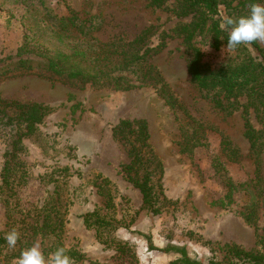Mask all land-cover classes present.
Here are the masks:
<instances>
[{
    "label": "rangeland",
    "instance_id": "1",
    "mask_svg": "<svg viewBox=\"0 0 264 264\" xmlns=\"http://www.w3.org/2000/svg\"><path fill=\"white\" fill-rule=\"evenodd\" d=\"M8 1L0 0V98L4 101L0 104V229L19 232L12 250L21 255L38 243L43 254L44 231L28 222L39 223L49 215L58 216L61 223L46 244L56 239L60 246L73 247L84 254L86 264H170L174 255L150 249L149 236L157 247L185 245L192 256L218 262L232 258L229 245L258 247L264 196L254 197L250 183L257 165L245 134L246 118L242 107L232 114L221 110L192 81L187 68L190 52L175 31L179 22L190 18L177 17L173 3L159 8L149 0H44L58 16L75 11L80 21L94 25L92 35L101 42L130 41L146 28L158 26L148 47L160 49L148 64L161 73L163 83L181 102L183 110H177L156 86L142 85L135 74H129L133 86L128 89L91 82L72 85L51 78L48 59L72 54L75 44L70 38L59 40L52 27L43 29L47 21L42 5L23 16L25 5ZM221 9L225 17V7ZM199 46L204 61L213 67L238 53L227 45L214 48L207 35L199 37ZM22 57L31 58V71L20 65ZM35 102L47 107L46 114L26 132V124L18 118L21 105ZM184 112L206 126L199 143L189 147L181 129ZM249 117L256 128L264 126L260 114L252 111ZM134 119L147 122L150 148L165 166L163 186L169 201L160 202L164 206L159 214L143 207L142 193L122 170L132 158L115 127ZM224 136L238 147L237 155L223 151ZM262 157L264 167V152ZM232 180L239 187L228 197ZM98 208L117 219L115 235L128 246L104 244L96 229L86 226L84 215ZM31 228L33 236L26 237ZM19 258L13 257L11 264H19Z\"/></svg>",
    "mask_w": 264,
    "mask_h": 264
},
{
    "label": "trees",
    "instance_id": "2",
    "mask_svg": "<svg viewBox=\"0 0 264 264\" xmlns=\"http://www.w3.org/2000/svg\"><path fill=\"white\" fill-rule=\"evenodd\" d=\"M8 1V0H6ZM9 2V1H8ZM263 2V0H149V4L155 7H165L169 3L174 4L173 11L177 17L189 20L179 22L175 31L183 37L190 59L188 72L192 81L212 97L217 107L228 114H232L240 107L245 116L246 136L250 141L251 150L255 157V178L250 180L255 191L254 197L264 196V126L256 128L250 120L251 112L260 114L264 122V47L259 42L240 45L236 49L238 53L218 67H213L204 61V52L199 46V37L206 36L211 40V45L219 49L227 45L228 32L220 27L226 17L238 18L247 15L250 5ZM9 3L25 5L24 15L34 8L39 11L43 6L44 19L47 25L43 29L52 27L59 40L72 39L74 52L62 55L58 58H49L46 65L53 74L51 78L70 84H83L91 82L94 86H108L114 89H128L131 83L129 74H135L142 81V85H154L159 94L165 98L177 110H183L181 102L176 98L170 87L163 83L161 73L148 64L149 58L160 48H149V40L157 34L158 26L146 28L133 40L127 41L118 38L111 42H101L92 35L94 25H87L80 21L75 11H70L65 16H58L53 9L46 5L44 0L39 3L31 0H11ZM29 6L30 9L28 8ZM221 6L225 7L226 16L222 14ZM34 12V11H33ZM54 19L52 22L50 19ZM35 27L38 21L35 19ZM37 35V31L35 32ZM24 54V52L22 53ZM20 54V56L22 55ZM240 57V58H239ZM20 65L31 71L33 68L30 57L20 58ZM127 73V74H126ZM212 94V95H211ZM4 101L0 98V104ZM13 104H18L13 102ZM23 112L18 118L25 123L26 132L33 130L35 125L42 121L47 107L43 103L35 102L30 106H23ZM10 121L11 119H8ZM5 121V122H7ZM185 146L196 145L204 134L206 126L196 121L187 112H184V122L181 126ZM115 134L130 147L131 161L122 167L127 180L140 190L143 196V207L152 214H159L163 210V204L169 201L163 186L165 166L157 154L150 148V131L144 119L123 120L115 127ZM21 135L17 138L20 142ZM223 151L231 156L237 155L239 149L232 145L228 137H223ZM5 170H9L5 168ZM4 182H8V176L4 175ZM16 181V179L14 180ZM243 186V185H241ZM239 185L233 180L228 186V197L238 189ZM1 188V183H0ZM259 194V195H257ZM161 202V203H160ZM256 201L252 206V214L256 209ZM246 221L251 222V217L243 213ZM84 222L88 228L96 229L97 237L104 244L114 243L121 249L128 243L118 239L115 235L119 228V222L113 216L103 214L101 210L94 209L84 215ZM61 223L58 216H45L42 222L36 220L28 222L30 227L43 230V255L47 258L58 248H64L71 258V264H86L84 254L73 247H64L57 244L56 239L46 244V238L55 237L56 228ZM37 225V227H35ZM26 233V237L33 236V229ZM6 230L0 229V264H11L13 257L20 256V251L9 248L3 239ZM107 233V234H106ZM50 236V237H49ZM57 238V237H56ZM149 247L159 250L174 257L170 264H264V228L259 234L257 248L246 250L238 245H229L228 253L231 259L218 262L211 258L192 256L185 245L168 244L165 247H157L152 238L148 237ZM128 246V245H127Z\"/></svg>",
    "mask_w": 264,
    "mask_h": 264
},
{
    "label": "clouds",
    "instance_id": "3",
    "mask_svg": "<svg viewBox=\"0 0 264 264\" xmlns=\"http://www.w3.org/2000/svg\"><path fill=\"white\" fill-rule=\"evenodd\" d=\"M227 30V49L235 50L238 46L254 41L264 43V2L253 3L247 15L238 18L226 17L220 25ZM3 239L9 248H15L19 232L12 229L5 233ZM19 264H71V258L64 248H58L46 260L39 244H34L21 252Z\"/></svg>",
    "mask_w": 264,
    "mask_h": 264
}]
</instances>
